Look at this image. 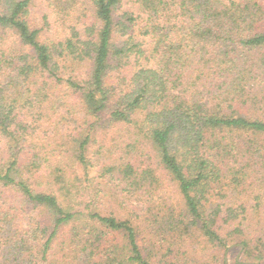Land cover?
Segmentation results:
<instances>
[{"label": "trees", "instance_id": "16d2710c", "mask_svg": "<svg viewBox=\"0 0 264 264\" xmlns=\"http://www.w3.org/2000/svg\"><path fill=\"white\" fill-rule=\"evenodd\" d=\"M33 1L0 0V264H53L56 249L63 264H153L138 243L143 222L92 199L60 201L70 184L62 156L38 182L48 156L29 128L52 104L50 77L69 66L86 68L85 79L65 80L86 115L131 136L133 160L106 164L105 182L153 194L163 172L183 206L156 237L195 228L226 247L230 198L264 186V0H47L54 24L68 27L54 38L31 24ZM90 136L74 164L89 167Z\"/></svg>", "mask_w": 264, "mask_h": 264}, {"label": "rangeland", "instance_id": "374dc122", "mask_svg": "<svg viewBox=\"0 0 264 264\" xmlns=\"http://www.w3.org/2000/svg\"><path fill=\"white\" fill-rule=\"evenodd\" d=\"M125 6L129 7V4L126 3ZM30 22L45 33L44 37H62L68 31L66 25L54 24V15L47 0L32 2ZM6 36L9 39L11 37L9 33ZM85 73L86 68L84 67L69 66L68 69L59 71L57 75L50 77L53 81L52 104H47L41 117L37 119L39 122L35 121L29 128L31 134L29 138L34 139L38 144L40 155L48 156L47 162H44L39 170L38 176L42 180L38 182L45 181L46 173L50 171L49 165L60 163L61 157L59 156H62L61 165L66 172L64 181L70 184L65 192H56L60 201L66 205L67 202L73 200L79 207L92 199L104 212L115 211L119 217L129 215L137 224L143 222V234L147 242L143 247L144 242L139 235L138 243L143 254L153 264H259L260 260L256 259V255H261V262L264 263V250L262 251L264 246V186L250 187L249 190L235 193L230 198V201L234 203L230 215L236 218L232 220L228 216V222L220 220L223 223L219 232L226 239V247L207 241L195 228L182 238L174 234H166L159 239L156 237L165 233L163 232L166 225L164 217L169 212L176 214L180 212L183 206L181 196L173 182L159 171V185L153 194L142 189L134 190L131 187L116 189L117 186L114 184L118 180L116 183H112L114 179H111L108 184L105 182L102 169L106 164L119 166L133 160L134 153H127L124 148V144L132 140L125 126L108 122L104 116H87L80 108L79 94L67 89L65 80L71 78L80 81L85 79ZM47 74L50 73L47 72ZM53 78H58V81ZM112 79L114 83L119 82L115 75ZM87 134H91L87 147L88 168L79 162L74 164L70 158L77 149L78 140ZM148 152L152 153L145 148L141 150L145 156H148ZM152 163L154 165L155 162ZM32 183L34 186L43 188L35 181ZM112 191L115 194H111ZM241 204L244 207L243 211L238 208L242 206ZM239 221L242 223L241 230L234 231L233 228ZM117 238L121 241V236ZM242 241H247L250 246L251 250L248 253ZM53 253V264H63L61 261L68 256L60 249H56Z\"/></svg>", "mask_w": 264, "mask_h": 264}]
</instances>
